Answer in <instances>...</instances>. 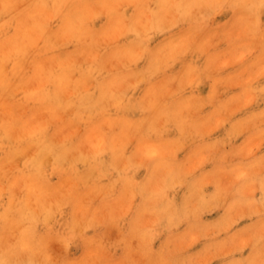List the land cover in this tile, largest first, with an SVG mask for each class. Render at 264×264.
Returning <instances> with one entry per match:
<instances>
[{
  "label": "clouds",
  "instance_id": "clouds-1",
  "mask_svg": "<svg viewBox=\"0 0 264 264\" xmlns=\"http://www.w3.org/2000/svg\"><path fill=\"white\" fill-rule=\"evenodd\" d=\"M0 264H264V0H0Z\"/></svg>",
  "mask_w": 264,
  "mask_h": 264
}]
</instances>
